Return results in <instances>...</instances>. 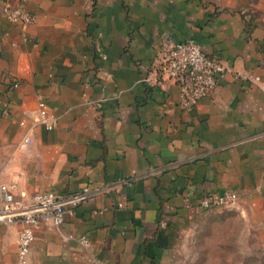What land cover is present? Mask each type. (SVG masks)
<instances>
[{"label":"crops","instance_id":"obj_1","mask_svg":"<svg viewBox=\"0 0 264 264\" xmlns=\"http://www.w3.org/2000/svg\"><path fill=\"white\" fill-rule=\"evenodd\" d=\"M8 2L32 22H8ZM188 38L228 71L185 109L147 80ZM0 182L21 203L89 193L33 230L24 264H188L199 225L226 218L264 247V0H0ZM224 190L236 209L197 206ZM20 227L0 223V264H19Z\"/></svg>","mask_w":264,"mask_h":264},{"label":"built area","instance_id":"obj_2","mask_svg":"<svg viewBox=\"0 0 264 264\" xmlns=\"http://www.w3.org/2000/svg\"><path fill=\"white\" fill-rule=\"evenodd\" d=\"M2 16L10 23L26 26L33 20L20 2L6 3L1 8ZM228 71L218 57L205 55L199 45L192 39L175 42L163 49L156 76L147 80L150 84H160L163 80L173 82L178 88L181 106L191 108L199 99L207 96L216 86L219 78ZM35 122L46 131L56 127L55 118L47 112L44 103L39 100L34 110ZM28 143L29 139L24 138ZM15 184L0 182V223L19 222L21 227L16 237V258L24 264L28 248L33 239V230L43 223L58 227L64 220V214L84 200L89 194L86 188L68 195H58L51 191H38L27 203L16 200ZM239 195L232 190L216 194H202L197 200L201 210L215 208H233L237 205ZM121 206L120 203L117 204ZM81 243L85 238L81 237Z\"/></svg>","mask_w":264,"mask_h":264},{"label":"rangeland","instance_id":"obj_3","mask_svg":"<svg viewBox=\"0 0 264 264\" xmlns=\"http://www.w3.org/2000/svg\"><path fill=\"white\" fill-rule=\"evenodd\" d=\"M198 228L187 250L188 264H264V247L258 246L242 220L226 218Z\"/></svg>","mask_w":264,"mask_h":264}]
</instances>
